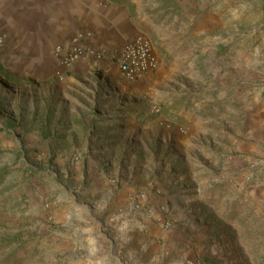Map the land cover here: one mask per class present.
<instances>
[{"label": "rangeland", "instance_id": "obj_1", "mask_svg": "<svg viewBox=\"0 0 264 264\" xmlns=\"http://www.w3.org/2000/svg\"><path fill=\"white\" fill-rule=\"evenodd\" d=\"M136 1L154 71L127 79L94 59L73 78L63 65L59 89L29 90L24 119L0 128V264H141L122 223L208 224L181 212L210 215L216 251L264 264V0Z\"/></svg>", "mask_w": 264, "mask_h": 264}, {"label": "crops", "instance_id": "obj_2", "mask_svg": "<svg viewBox=\"0 0 264 264\" xmlns=\"http://www.w3.org/2000/svg\"><path fill=\"white\" fill-rule=\"evenodd\" d=\"M146 16L136 0H0V33L6 42L0 49V87L13 92L12 98L0 96V128L3 132L11 130L9 124L12 121L21 122L24 119L22 106L26 104L29 90L35 92L46 87L53 92L59 89L58 79L65 68L55 54L57 46L67 47L75 34L89 32L92 35L85 43L95 50L111 51L133 37L149 36ZM94 59L115 65L110 57L100 58L88 54L75 61L67 74L73 78L85 74ZM7 102L11 103L9 107ZM16 130L23 133L22 123ZM192 216L208 224L201 227L196 224L191 228L177 226L166 230L149 222L152 226L135 235L133 222H124L119 234L123 242H135L133 254L136 259L146 255L147 261L141 264H159L168 255L171 257L165 264H184L187 259L200 258L211 264H242L232 260L235 255L230 250L235 251V248L224 245L223 249L217 247L216 251L215 221H207L210 218L207 212H181L177 219L183 220L181 224L186 225L184 220ZM88 226L85 223L81 230L87 234L85 238L92 234ZM79 233L73 232L67 241L73 251L75 248L71 245L83 238ZM107 241L110 244L107 251L113 255L114 245L108 237ZM96 243L94 237L90 236L87 241L89 253L99 252L101 246L98 247ZM56 249H60V246H56ZM171 252H175L174 255ZM89 262L111 264L107 256Z\"/></svg>", "mask_w": 264, "mask_h": 264}, {"label": "built area", "instance_id": "obj_3", "mask_svg": "<svg viewBox=\"0 0 264 264\" xmlns=\"http://www.w3.org/2000/svg\"><path fill=\"white\" fill-rule=\"evenodd\" d=\"M89 32H79L71 38L67 47L57 46L55 54L63 66H69L86 55L110 57L121 76L127 79L142 78L156 69L159 60L152 42L143 36H136L111 51L93 49L86 42L91 37ZM4 36L0 33V49L5 46ZM168 222L164 226L168 227ZM184 264H207L200 259H187Z\"/></svg>", "mask_w": 264, "mask_h": 264}]
</instances>
